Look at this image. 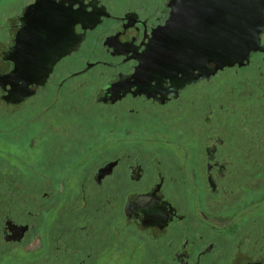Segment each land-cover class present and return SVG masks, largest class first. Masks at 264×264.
Returning <instances> with one entry per match:
<instances>
[{
  "label": "flooded vegetation",
  "instance_id": "obj_1",
  "mask_svg": "<svg viewBox=\"0 0 264 264\" xmlns=\"http://www.w3.org/2000/svg\"><path fill=\"white\" fill-rule=\"evenodd\" d=\"M37 1L0 18V75ZM50 1L87 18L30 97L0 86L8 115L40 107L25 171L0 184V264H264V32L249 61L177 90L147 60L171 0ZM17 131L4 135L22 144Z\"/></svg>",
  "mask_w": 264,
  "mask_h": 264
},
{
  "label": "water",
  "instance_id": "obj_2",
  "mask_svg": "<svg viewBox=\"0 0 264 264\" xmlns=\"http://www.w3.org/2000/svg\"><path fill=\"white\" fill-rule=\"evenodd\" d=\"M171 2V18L157 32L156 47L150 48L147 60L161 78L172 79L177 90L226 67L242 65L261 49L264 0H215L212 9V2L206 0ZM72 7L65 1L39 0L26 9L31 21L22 35L26 41L19 48L20 61L10 74L0 75V86L10 94L5 98L8 103L30 97L34 84L44 86L57 62L81 43L83 37L74 36L73 29L87 17L75 18Z\"/></svg>",
  "mask_w": 264,
  "mask_h": 264
},
{
  "label": "rangeland",
  "instance_id": "obj_3",
  "mask_svg": "<svg viewBox=\"0 0 264 264\" xmlns=\"http://www.w3.org/2000/svg\"><path fill=\"white\" fill-rule=\"evenodd\" d=\"M20 0H0V18H5L8 10L13 5H16V3ZM136 1L135 3H133ZM131 4V6H137L140 1L144 0H134ZM161 2V0H156ZM111 2V1H110ZM109 2V3H110ZM141 3V2H140ZM0 25L2 24V20H0ZM38 108L35 105H29L27 107H24L16 114L8 115V113L5 112L2 108H0V150H1V161H0V184L2 187H10V183L7 181V175L10 173H14L15 171L20 172L21 170L25 171L24 163L27 160V152L24 147V144L26 143V137L24 133V127L26 121L35 118V113H38ZM31 113V114H29ZM33 114V116H32ZM95 122L97 125H102L104 123V120L97 117ZM37 125H39L41 122H37ZM17 129L18 131V138L16 140H21L23 142L22 144H19L18 142L13 141L9 136L4 135L9 129ZM40 126L36 127V130H39ZM1 130L3 132H1ZM23 130V131H22ZM3 135V136H2ZM25 141V142H24ZM21 145V146H20ZM10 162V163H9ZM10 164H17L19 166V170L16 169V167L9 168ZM6 175V176H5ZM9 179V178H8ZM6 203L9 204V200L11 197L6 196ZM19 197V196H17ZM10 198V199H9ZM25 196L24 194H20L19 199L24 200ZM12 201H10L11 203Z\"/></svg>",
  "mask_w": 264,
  "mask_h": 264
}]
</instances>
